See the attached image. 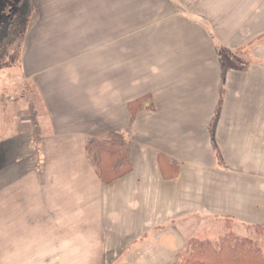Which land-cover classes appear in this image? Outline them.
Instances as JSON below:
<instances>
[{
  "label": "crops",
  "instance_id": "crops-1",
  "mask_svg": "<svg viewBox=\"0 0 264 264\" xmlns=\"http://www.w3.org/2000/svg\"><path fill=\"white\" fill-rule=\"evenodd\" d=\"M91 1L41 2L51 20L67 22L62 35L79 34L83 45L101 28L109 32L98 47H52L53 53L60 48L61 56L35 74L44 79L39 90L45 122L42 117L38 122L48 135L39 146L42 164L36 163L41 156L34 159L39 170L0 189V264H107L106 255L128 243L122 253H134L132 264L165 259L175 264L191 239L212 241L206 237L223 231L211 230L215 223L230 227L240 221L254 235L264 231V75L231 70L223 87L216 52L264 36L260 7L249 12L252 35L229 47L234 35L223 32L249 22L245 12L242 20L236 18L238 7L230 18L229 0H160L172 11L166 17L160 13V71L153 76L150 66L136 82L150 87L156 111L146 110V104L130 123L132 49L122 53L127 47H116L118 33L110 30L127 14L117 11L132 0ZM180 4L184 13L176 12ZM103 19L114 23L106 29ZM48 22L43 19L41 27ZM202 33L213 36L217 47H198ZM53 53L47 51L49 57ZM59 74V89L52 92L45 81ZM221 86L223 102L216 110ZM110 132L123 134L133 170L103 185L85 142ZM171 161L177 177L166 180Z\"/></svg>",
  "mask_w": 264,
  "mask_h": 264
},
{
  "label": "rangeland",
  "instance_id": "rangeland-1",
  "mask_svg": "<svg viewBox=\"0 0 264 264\" xmlns=\"http://www.w3.org/2000/svg\"><path fill=\"white\" fill-rule=\"evenodd\" d=\"M42 1L43 0L39 3V0H36V7H32L31 12H34L33 17H35L31 23L29 22L28 26L24 30V33L20 37L19 41L21 46L4 47L2 49L4 53L0 56L1 61L4 62V65L0 66V189L3 185L8 186L12 184L16 178L20 177V175H27L29 172L39 170V168L34 164L35 158L37 160L41 156L39 158V162H36L38 165L43 162L42 155L39 154V146H42L48 133L47 130L42 131L38 120L42 117V122H45L41 107L46 105L45 102L43 103L39 90V84H43L44 79L43 76L36 79L35 74L39 69L43 68V66L49 65V60L54 62L59 59V56H61L62 51L59 50L60 48L56 49V52L53 53L54 51H50L52 47H98V44L104 43L108 38L107 35L109 31L104 30L103 28H101L100 34L86 37L84 45L82 42V36L79 34L71 37L62 35V31H66L62 29L66 28L67 22L55 19L51 20L49 13L45 12V6L41 4ZM119 1L120 0H118V2ZM229 2L230 18L232 17L231 14L234 7H238V10H241L240 14L236 16L238 20H242V17L240 16L242 12H245L243 17V19H245L249 17V12L257 11L259 7L261 14L264 15V0H229ZM91 3H93V0ZM91 3L88 5L84 4L83 8L87 6L92 7ZM180 6L182 7L181 11L178 10L176 12L184 13L186 8L181 4ZM169 10L170 9L165 3H160V0H132L131 4L127 3L125 9L117 11L118 13L126 12L127 14L122 19L117 20L116 29L113 26L110 30V32L118 33L116 47H127L122 50V53L126 51L128 53V50L130 48L132 49L131 52L134 60L133 98L134 101L143 98L141 104L138 107L135 105L133 108V112L136 114L135 120L145 110L146 104H149L146 110L149 112L156 111L153 107L154 103L150 94V87L148 85H144L143 83L138 84L139 82H136L139 78L140 80L144 79L142 73L150 66H155L151 73L153 76L157 74L154 72L155 70L160 71V13H165L166 17V15L172 13V11L168 12ZM42 18L45 20L46 18L50 19V22L47 23L46 27H41ZM252 21L253 17L251 16L249 17L248 24L240 26L241 22L238 26H234L233 29H230L229 31L225 30L223 32L226 37L234 35L235 40L229 47L235 45L236 41H240L241 39L252 35L254 32ZM95 22L98 23L97 21ZM100 22H102L104 28L108 29L110 25H113L114 20L103 19ZM263 29L264 25L262 26L261 31H263ZM185 30H187V28ZM27 31H29L28 35L26 34ZM122 33L124 34L120 35ZM211 38L212 39L210 40L209 36L202 33L201 40L197 41L198 47L216 46L217 43H215L216 41L213 36H211ZM112 43L114 42L112 41ZM250 43L251 45H249ZM259 44L262 46L261 52H256L257 50L253 51V48L256 46L258 47ZM47 51L53 54L49 57ZM216 52L220 58V62L222 59L223 68L221 69V74L223 87L225 85L223 78L231 70L249 74V76H252L253 73L264 75V38H261V40L255 41L254 43L253 41H250L247 45L240 49L229 50L227 48L217 47ZM232 57H236V59L241 62V65H248L247 70L243 71L240 67L235 68L234 63L230 62L232 61ZM144 63H148L150 65H143ZM148 70H151V68H148ZM148 70L147 74L149 73ZM228 74L227 76L231 75ZM232 76L234 77L233 74ZM60 80L61 77L59 74L54 79L45 81V84H48L53 92L54 87L59 89ZM248 85L250 86L251 84L249 83ZM144 86L148 88L147 92L149 93L137 97L140 95L139 92L145 91L140 90ZM34 119L36 121L37 128L39 129L38 139L36 137L39 142L34 140L32 130V121H34ZM135 120L132 123H134ZM89 139L94 138H87V140ZM124 141L126 142L125 139ZM176 177L177 174L174 178ZM174 178L166 180H173ZM11 223L12 222H10V224ZM227 224V222L222 224L215 223L211 230L221 227L223 231H214L211 237L208 236L206 238H211V242H215L225 234L232 232L231 230H234L237 237L250 238L256 242L261 249L262 255L264 256V231L260 232L256 230L258 231L256 232L258 235H254L249 226L241 224L240 221H233V225H230V227H228ZM12 232L13 228L10 226L8 228V233ZM1 234L2 231L0 228V236ZM200 240H205V238H201ZM131 245L132 243L116 245L113 248L114 251L112 254L106 255V263L132 264V262L128 259L134 253H122L123 250L129 248ZM185 256L186 252L184 250L183 255L180 256V259L177 260L175 264H180ZM149 264L157 263L152 260ZM162 264H170V259L163 260Z\"/></svg>",
  "mask_w": 264,
  "mask_h": 264
},
{
  "label": "trees",
  "instance_id": "trees-1",
  "mask_svg": "<svg viewBox=\"0 0 264 264\" xmlns=\"http://www.w3.org/2000/svg\"><path fill=\"white\" fill-rule=\"evenodd\" d=\"M261 38H264V36L259 37L256 41L261 40ZM230 62L234 63L235 68L240 67L243 71L247 70L248 65H241V62L236 57H232ZM222 93L223 89L221 86L216 110L222 105ZM142 100L143 98L128 105L131 115L130 123L136 118L133 108L135 105L138 107ZM34 121H32L34 140L39 142L37 140L39 129L36 121ZM85 152L96 176L103 185H108L132 171L128 146L120 132H110L102 140H87ZM175 166L174 162L171 161L169 167L164 169L165 179H171L176 176ZM185 252L186 256L180 264H264V256L258 244L250 238L237 237L232 232L225 234L215 242L192 239L187 245Z\"/></svg>",
  "mask_w": 264,
  "mask_h": 264
},
{
  "label": "flooded vegetation",
  "instance_id": "flooded-vegetation-1",
  "mask_svg": "<svg viewBox=\"0 0 264 264\" xmlns=\"http://www.w3.org/2000/svg\"><path fill=\"white\" fill-rule=\"evenodd\" d=\"M35 3L36 0H0V56L4 47L21 46L20 37L35 17L31 12ZM3 65L0 57V66Z\"/></svg>",
  "mask_w": 264,
  "mask_h": 264
}]
</instances>
